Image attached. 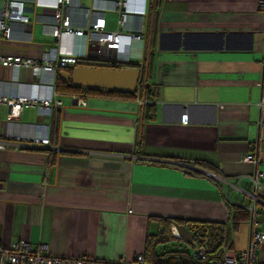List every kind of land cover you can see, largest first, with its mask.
Returning <instances> with one entry per match:
<instances>
[{"label": "crops", "instance_id": "1", "mask_svg": "<svg viewBox=\"0 0 264 264\" xmlns=\"http://www.w3.org/2000/svg\"><path fill=\"white\" fill-rule=\"evenodd\" d=\"M115 1L70 0L62 11L73 29L85 28L88 12L98 9L105 12V30L140 35L142 41L130 40L126 56L145 60L150 98L88 95L81 107L71 104V93L56 91L61 107L53 106L49 117L25 108L16 119L2 106V130L33 135L35 123L48 124L50 143L0 150V243L22 239L44 244L53 255L131 260L145 253L147 239L164 234L152 216L231 225L233 205L248 215L234 217L229 251L245 249L253 229L264 232V178L254 188L246 177L264 172V0H124L114 9ZM23 2L28 22L14 24L10 39L0 37V53L37 56L55 48L113 60L112 45L67 34L56 38L52 0ZM8 77L0 67V79ZM53 84L51 74L39 81L23 70L4 92L49 97ZM247 154L254 160H244ZM142 159L189 166L205 176ZM170 244L158 242L153 254L175 245L191 248L182 238ZM257 255L264 262V241Z\"/></svg>", "mask_w": 264, "mask_h": 264}, {"label": "built area", "instance_id": "2", "mask_svg": "<svg viewBox=\"0 0 264 264\" xmlns=\"http://www.w3.org/2000/svg\"><path fill=\"white\" fill-rule=\"evenodd\" d=\"M70 0H52V33L56 38L63 34L84 37L87 43H93L97 46L114 47L113 60L118 62H128L126 56L127 45L132 38L140 41L143 38L140 35L125 34L118 30H105V12L104 10L91 9L88 12V18L85 28L73 29L70 27L69 18L63 13L62 7ZM3 6L0 9V37L10 39L12 36V27L14 24H25L28 17L24 15L23 0H2ZM124 0H116L113 8L118 9L124 6ZM264 9V2L260 3ZM125 13L119 14L117 24L119 28L123 26ZM78 54H61L55 48L40 52L37 56L22 54L0 53V67H5L9 71V77L6 80L0 79V108L5 106L8 109L10 119H16L25 108H34L39 117H49L52 108L61 107V101L57 98V92L52 85V94L49 97L26 96V95H8L4 92V86L7 84H16L21 80V71L27 70L32 79H39L44 74H51L53 78L57 75L59 69L73 66ZM261 83L264 88V54L261 57ZM72 105L85 107L87 97L71 94L69 96ZM143 101V100H142ZM142 102H140L141 104ZM181 122L186 124V115H182ZM35 133L26 135L20 133H7L0 128V150L12 147L13 149H22L27 147L48 146L50 143L48 124L37 122ZM264 125V123H263ZM244 160H254L251 154H247ZM257 188L260 178H264V172H257L254 175L246 176ZM254 200H257L253 196ZM251 214L255 212L254 207H250ZM171 235L180 238L171 226ZM192 246L190 248V258L195 264H264L257 255V248L264 241V232L253 229L250 233L248 245L245 249L230 252L226 248L222 249L218 259H208L207 247L204 241V233L199 228L191 232ZM0 264H150L147 263L142 254H138L131 260L118 258L111 261H100L87 257L83 254L75 257L53 255L49 253L44 244H31L22 239L13 240L9 245L4 246L0 243Z\"/></svg>", "mask_w": 264, "mask_h": 264}, {"label": "trees", "instance_id": "3", "mask_svg": "<svg viewBox=\"0 0 264 264\" xmlns=\"http://www.w3.org/2000/svg\"><path fill=\"white\" fill-rule=\"evenodd\" d=\"M144 62H145L144 59L141 62H118L114 60H104V59L87 60V58L82 57V58H77L76 62L73 65V66H91V67H100V68H109V69H121L126 67L139 68L142 71V77L138 82L137 88L134 92L75 87L72 86L70 82H64L63 80H61L58 77V75H56L55 77L54 87L55 90L61 94L71 93L84 97H87L88 95L111 96V97L121 98L124 100H134L136 98H139L144 101L146 98H150V94H149L150 92L146 88L147 67L146 65L143 64ZM73 66L71 67L68 66L63 69L69 71ZM151 108L152 105L150 104L145 105V110L147 109L148 111V109L151 110ZM141 161L151 165L173 167L180 170L184 174L190 176H205V174L203 175V173H201L197 169H194L189 166L178 165L171 162H161L152 159L151 160L142 159ZM193 164L199 166L201 169L205 170L206 172H211L216 175H220L213 166L207 163L194 162ZM210 178L211 177H208V179ZM210 180H212V178ZM228 208L232 209L230 213L231 225H227L224 224L223 222H217V221H191L182 218L152 216L151 218L156 219L162 225V230L164 231V234L160 236V238H158L159 236L158 237L155 236L154 238L147 239V248L145 250V253L143 254L144 259L145 256L149 254L151 257L150 260H148L151 262L150 264H195L190 258V251L188 246L184 244L180 248L178 245H175L172 249L165 251L159 255L153 254L154 246H156L158 242L169 243L174 240L179 241L181 239L171 235L170 232L171 224L183 225L188 228H192L196 226L195 229L199 228L200 230H202L205 237L204 241L207 247L208 259L209 260L218 259L221 255L223 248H226L227 250L230 249V237H229L230 232L231 229L232 230L235 229V224L237 222L234 219V217L237 215L238 217L243 218L248 215L247 210L244 208L233 205H228ZM150 240H152V243L150 242ZM148 242L151 243L150 248Z\"/></svg>", "mask_w": 264, "mask_h": 264}, {"label": "water", "instance_id": "4", "mask_svg": "<svg viewBox=\"0 0 264 264\" xmlns=\"http://www.w3.org/2000/svg\"><path fill=\"white\" fill-rule=\"evenodd\" d=\"M58 77L72 86L134 92L142 77L139 68L109 69L91 66H73L71 70H60ZM177 235L192 246V235L183 225L174 224Z\"/></svg>", "mask_w": 264, "mask_h": 264}, {"label": "rangeland", "instance_id": "5", "mask_svg": "<svg viewBox=\"0 0 264 264\" xmlns=\"http://www.w3.org/2000/svg\"><path fill=\"white\" fill-rule=\"evenodd\" d=\"M178 242H179V241H172L171 244H170V247H171V246L173 247V246H174L176 243H178ZM167 247H169V245H168Z\"/></svg>", "mask_w": 264, "mask_h": 264}, {"label": "clouds", "instance_id": "6", "mask_svg": "<svg viewBox=\"0 0 264 264\" xmlns=\"http://www.w3.org/2000/svg\"><path fill=\"white\" fill-rule=\"evenodd\" d=\"M128 62H130V61H128Z\"/></svg>", "mask_w": 264, "mask_h": 264}, {"label": "bare ground", "instance_id": "7", "mask_svg": "<svg viewBox=\"0 0 264 264\" xmlns=\"http://www.w3.org/2000/svg\"><path fill=\"white\" fill-rule=\"evenodd\" d=\"M41 147V146H40Z\"/></svg>", "mask_w": 264, "mask_h": 264}]
</instances>
